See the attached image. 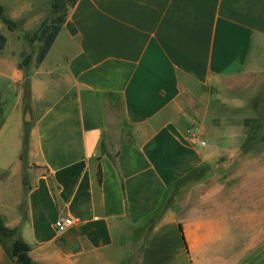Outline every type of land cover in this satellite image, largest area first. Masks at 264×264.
<instances>
[{
    "label": "crops",
    "instance_id": "crops-1",
    "mask_svg": "<svg viewBox=\"0 0 264 264\" xmlns=\"http://www.w3.org/2000/svg\"><path fill=\"white\" fill-rule=\"evenodd\" d=\"M51 1L0 0V219L28 264H264L256 177L220 173L264 135V0H76L37 64Z\"/></svg>",
    "mask_w": 264,
    "mask_h": 264
},
{
    "label": "trees",
    "instance_id": "trees-1",
    "mask_svg": "<svg viewBox=\"0 0 264 264\" xmlns=\"http://www.w3.org/2000/svg\"><path fill=\"white\" fill-rule=\"evenodd\" d=\"M75 2L76 0H52L51 15L41 22V24L38 26L35 32H33L30 36H28L29 41L32 42L37 41V55L35 58L37 64L40 63L47 54L49 48L51 47L53 41L55 40V37L57 36L61 28V25L65 21L68 9H70L75 4ZM0 16L2 21L7 24L8 28L12 29L14 26L12 21L2 16L1 9H0ZM4 44H5V36L0 33V49L3 48ZM30 59L31 56L29 54L22 52L21 62L19 64L20 67L26 66L30 61ZM26 140H27V133H25V143ZM100 176H101L100 167L98 166L97 180L99 182H100ZM24 184L26 185V183ZM3 239L11 240L10 247L8 248L5 247V249L9 254L13 263L15 264L30 263L31 260L28 255V251H29L28 245L23 241H21L20 239L16 238L14 234V230L7 228L0 219V240L2 243L4 242Z\"/></svg>",
    "mask_w": 264,
    "mask_h": 264
},
{
    "label": "rangeland",
    "instance_id": "rangeland-1",
    "mask_svg": "<svg viewBox=\"0 0 264 264\" xmlns=\"http://www.w3.org/2000/svg\"><path fill=\"white\" fill-rule=\"evenodd\" d=\"M25 39L26 40H23L22 43L25 45L26 49H28L27 43H29V39L28 38H25ZM258 138L260 141L258 144L260 145H258L255 150L247 153V155H249L247 157L255 159V165H251L246 168L244 167L221 168L220 173H222V175L224 176H228L232 174L233 175H243L244 174V175L256 177L257 196L264 197V189L260 187V186H264V183L259 182V179H257L259 176L264 175V145L262 146V143L264 142L263 140L264 135H261ZM194 177H195L194 175H189L184 181V183L186 181L193 180ZM171 201H172L171 198L170 199L166 198L165 201H163L160 211L156 213L155 216L151 217L148 222L149 223L153 222L160 215V213L170 205ZM147 231H148V228L145 227L144 233L146 234ZM3 241L7 242L8 240L3 239Z\"/></svg>",
    "mask_w": 264,
    "mask_h": 264
},
{
    "label": "built area",
    "instance_id": "built-area-1",
    "mask_svg": "<svg viewBox=\"0 0 264 264\" xmlns=\"http://www.w3.org/2000/svg\"><path fill=\"white\" fill-rule=\"evenodd\" d=\"M187 136L189 138V141L194 146L201 148V147H204L206 145V141L203 138H201L199 132L196 130L189 132ZM72 222L73 221H72V218L70 216L60 217V218H58V220L55 224V228L57 230H62L64 228L70 226L72 224Z\"/></svg>",
    "mask_w": 264,
    "mask_h": 264
},
{
    "label": "water",
    "instance_id": "water-1",
    "mask_svg": "<svg viewBox=\"0 0 264 264\" xmlns=\"http://www.w3.org/2000/svg\"><path fill=\"white\" fill-rule=\"evenodd\" d=\"M25 119H26V120H29V119H30V116H29L28 113H26Z\"/></svg>",
    "mask_w": 264,
    "mask_h": 264
}]
</instances>
